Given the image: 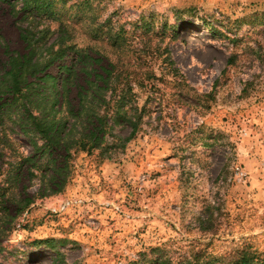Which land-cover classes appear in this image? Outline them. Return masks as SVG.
I'll return each mask as SVG.
<instances>
[{
  "label": "rangeland",
  "instance_id": "374dc122",
  "mask_svg": "<svg viewBox=\"0 0 264 264\" xmlns=\"http://www.w3.org/2000/svg\"><path fill=\"white\" fill-rule=\"evenodd\" d=\"M262 13L264 0H61L54 15L27 19L0 3V81L9 57L29 51V31L36 59L77 45L121 61L144 112L125 148L109 160L74 150L65 190L41 196L46 161H24L35 138L0 93V195L16 217L11 232L3 224L0 264H221L245 248L264 254ZM46 239L65 241L61 255L34 244Z\"/></svg>",
  "mask_w": 264,
  "mask_h": 264
},
{
  "label": "trees",
  "instance_id": "16d2710c",
  "mask_svg": "<svg viewBox=\"0 0 264 264\" xmlns=\"http://www.w3.org/2000/svg\"><path fill=\"white\" fill-rule=\"evenodd\" d=\"M59 1L0 0V3L7 4L15 14L28 19L37 15H54ZM261 18L264 21V13ZM26 33L23 38L29 51L22 56L9 57L7 70L1 77L3 91L0 93L12 98L3 105L18 107L19 104L21 130L24 135L35 138L31 139L34 153L24 161L34 162L37 166L44 165L45 159L44 170L39 167L44 174L41 175L38 194L51 196L62 193L71 179L74 150L88 154L99 150L102 159H111L113 150L116 152L125 148L138 134L144 112L132 103L136 75L124 70L121 61L94 53L90 48H78L77 45L61 47L56 52L51 51L48 58L36 59V49ZM113 42L118 50H126L124 40H121V47H116L118 40ZM67 54L71 56L70 64L58 66L56 75L47 73ZM2 98L0 100L4 101ZM117 126L128 128L129 134L112 135ZM108 135H111L112 141L107 138ZM6 193L0 195V253L4 247L3 224H8L11 232L16 218L10 217L4 207ZM31 204L32 201L27 200L22 210ZM64 243L56 239L34 242L46 245L57 255H61L58 244ZM186 264H217V260L211 258L203 263L195 261ZM221 264H264V254L245 248L237 250L228 260L223 259Z\"/></svg>",
  "mask_w": 264,
  "mask_h": 264
},
{
  "label": "built area",
  "instance_id": "2783aa9c",
  "mask_svg": "<svg viewBox=\"0 0 264 264\" xmlns=\"http://www.w3.org/2000/svg\"><path fill=\"white\" fill-rule=\"evenodd\" d=\"M70 204H71L70 201L64 203V205L61 207V210H66L69 207Z\"/></svg>",
  "mask_w": 264,
  "mask_h": 264
}]
</instances>
